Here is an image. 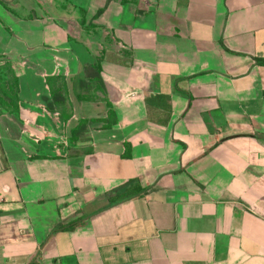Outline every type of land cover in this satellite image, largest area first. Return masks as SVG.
Returning <instances> with one entry per match:
<instances>
[{"label": "crops", "instance_id": "crops-1", "mask_svg": "<svg viewBox=\"0 0 264 264\" xmlns=\"http://www.w3.org/2000/svg\"><path fill=\"white\" fill-rule=\"evenodd\" d=\"M0 57V264H264V0H0Z\"/></svg>", "mask_w": 264, "mask_h": 264}, {"label": "trees", "instance_id": "trees-1", "mask_svg": "<svg viewBox=\"0 0 264 264\" xmlns=\"http://www.w3.org/2000/svg\"><path fill=\"white\" fill-rule=\"evenodd\" d=\"M100 11L99 13H101ZM3 59L4 65L0 67V73L6 75V80L1 81L0 78V105L3 106L5 102H17L18 95V76L13 68V64L10 58L0 57ZM49 87L51 88V98L52 102L49 104L48 108L50 110L58 111L65 119L69 118V114L67 111V89L65 80L61 77H54L48 79ZM80 99H86L85 97H80ZM64 112L67 114L64 115ZM112 112L109 111V117L112 116ZM115 122V119L108 120L107 124L104 126L105 128L111 127V125Z\"/></svg>", "mask_w": 264, "mask_h": 264}]
</instances>
